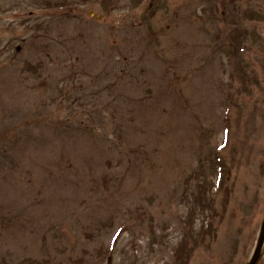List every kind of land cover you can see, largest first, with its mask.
<instances>
[{
  "label": "rangeland",
  "instance_id": "obj_1",
  "mask_svg": "<svg viewBox=\"0 0 264 264\" xmlns=\"http://www.w3.org/2000/svg\"><path fill=\"white\" fill-rule=\"evenodd\" d=\"M263 222L264 0H0V264H248Z\"/></svg>",
  "mask_w": 264,
  "mask_h": 264
},
{
  "label": "water",
  "instance_id": "obj_2",
  "mask_svg": "<svg viewBox=\"0 0 264 264\" xmlns=\"http://www.w3.org/2000/svg\"><path fill=\"white\" fill-rule=\"evenodd\" d=\"M263 243H264V223H263L260 239H259V242H258V246H257V249H256V253H255L254 257L252 258V260L248 264H256L257 263V261L259 259V256H260V253H261V249H262Z\"/></svg>",
  "mask_w": 264,
  "mask_h": 264
}]
</instances>
